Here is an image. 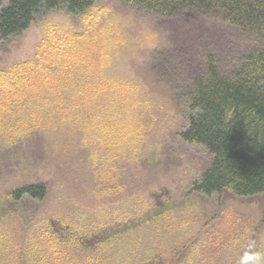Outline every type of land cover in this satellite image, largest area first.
<instances>
[{
    "label": "rangeland",
    "instance_id": "374dc122",
    "mask_svg": "<svg viewBox=\"0 0 264 264\" xmlns=\"http://www.w3.org/2000/svg\"><path fill=\"white\" fill-rule=\"evenodd\" d=\"M6 4L0 0V8ZM72 33L96 39L91 52L101 55L108 89L126 91V84L132 92L114 104L121 142L112 163L118 165L116 188L105 191V154H98L95 140L85 139L93 136L90 128H62L0 149V196L10 210L4 225L13 243L37 240L28 258L53 262L48 235L52 225L64 222L87 240L73 252L107 253L117 264H241L250 250L264 254V192L239 196L227 188L208 196L192 190L211 155L181 138L186 106L174 88L189 84L208 55L229 70L252 40L194 11L164 18L120 0H99L86 17L69 14L66 6L39 10L22 34L0 39V70L36 59L42 43L68 41ZM91 152L100 157L96 163L88 158ZM40 181L48 186L42 201L14 204L6 196ZM105 224L120 231L106 244Z\"/></svg>",
    "mask_w": 264,
    "mask_h": 264
},
{
    "label": "trees",
    "instance_id": "16d2710c",
    "mask_svg": "<svg viewBox=\"0 0 264 264\" xmlns=\"http://www.w3.org/2000/svg\"><path fill=\"white\" fill-rule=\"evenodd\" d=\"M97 1L7 0L0 8V39L22 34L43 8L66 6L69 14L86 17ZM120 1L164 18L194 11L234 26L252 40L229 70L208 55L203 70L190 75L189 84L174 88L186 106L188 123L180 132L181 138L202 146L211 155L192 190L208 196L227 188L239 196L264 192V0ZM89 37L92 34L72 33L68 41L42 43L36 59L19 61L0 70V149L7 151L35 136L62 128H90L93 136L86 137L88 132L83 135L88 142L96 141L98 154H105V191H113L118 165L112 163L121 143L117 129L119 111L115 112L114 104L118 98L124 99L123 94L126 97L127 92H132L126 84V91L108 89L101 55L91 52L96 39ZM88 158L96 163L100 157L91 152ZM47 193V184L40 181L14 187L6 196L16 204L22 198L42 201ZM8 211V204L0 196V264H10L15 256V264H117L107 253L99 256L73 252L87 240L85 234L77 235L64 222L52 225V234L48 235L47 244L56 253L53 262L28 258L40 243L36 240L32 244H14L13 233L4 225ZM108 228L105 224V244L117 239L120 233L118 225L109 228L111 231ZM253 252L256 251L246 254Z\"/></svg>",
    "mask_w": 264,
    "mask_h": 264
},
{
    "label": "clouds",
    "instance_id": "9594fccd",
    "mask_svg": "<svg viewBox=\"0 0 264 264\" xmlns=\"http://www.w3.org/2000/svg\"><path fill=\"white\" fill-rule=\"evenodd\" d=\"M241 264H264V254L260 252L245 254L241 261Z\"/></svg>",
    "mask_w": 264,
    "mask_h": 264
}]
</instances>
